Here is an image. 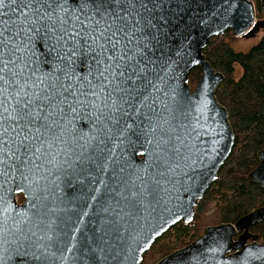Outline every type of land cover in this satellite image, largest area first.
Listing matches in <instances>:
<instances>
[{
  "label": "water",
  "instance_id": "water-1",
  "mask_svg": "<svg viewBox=\"0 0 264 264\" xmlns=\"http://www.w3.org/2000/svg\"><path fill=\"white\" fill-rule=\"evenodd\" d=\"M25 2L3 0L5 36L31 18L34 5ZM260 7L257 20L253 0H121L111 9L119 19L100 20L102 28L125 29L117 63L126 70L115 80L111 69L104 81L95 65L90 73L78 60L66 67L33 44L36 76L55 100L31 151L17 150L5 120L0 264H142L159 237L192 222L235 144L229 112L216 96L225 75L204 50L227 30L241 36L264 29V0ZM18 54L29 56L23 48ZM196 67L202 75L193 88ZM0 99L11 112L8 88ZM258 156L248 177L264 188V149ZM261 222L264 205L208 226L156 264H264V243L250 231Z\"/></svg>",
  "mask_w": 264,
  "mask_h": 264
},
{
  "label": "snow or ice",
  "instance_id": "snow-or-ice-1",
  "mask_svg": "<svg viewBox=\"0 0 264 264\" xmlns=\"http://www.w3.org/2000/svg\"><path fill=\"white\" fill-rule=\"evenodd\" d=\"M120 3L121 0H26V8L34 5L31 18L25 16L21 27L8 32L7 36L4 21L0 19V97L8 88L15 99L11 112L4 108L0 99V142H4V136L9 134L5 120L10 122L18 151H31L32 141L42 137L41 130L48 127L55 97L51 94V85L44 84L43 79L36 76L41 69L33 59V44H39L45 57L55 53V59L65 63L66 67L74 66L78 60L81 71L90 73L95 65L98 79L107 81L105 72L109 69L114 73L113 80L123 76L126 67L122 68L117 61L124 60V55L118 53L119 34L125 29L117 27L113 30L112 24L100 26V20L120 18L111 10L113 5ZM2 5L3 0H0V15ZM52 39L55 43H51ZM21 48L28 51L29 56L19 55ZM6 54L8 59H5Z\"/></svg>",
  "mask_w": 264,
  "mask_h": 264
},
{
  "label": "trees",
  "instance_id": "trees-1",
  "mask_svg": "<svg viewBox=\"0 0 264 264\" xmlns=\"http://www.w3.org/2000/svg\"><path fill=\"white\" fill-rule=\"evenodd\" d=\"M257 7L261 17L260 1ZM234 39L228 30L212 37L204 50L211 64L225 75L216 96L229 112L235 133L234 148L217 180L196 207L194 220L188 224L179 222L159 237L144 255L142 264H156L187 246L210 224L235 222L264 205V188L248 177L259 163L258 152L264 148V33L246 50L236 49ZM201 74L200 67L192 70L189 83L193 87ZM211 206L215 210L207 215ZM255 227L264 239V224Z\"/></svg>",
  "mask_w": 264,
  "mask_h": 264
},
{
  "label": "flooded vegetation",
  "instance_id": "flooded-vegetation-1",
  "mask_svg": "<svg viewBox=\"0 0 264 264\" xmlns=\"http://www.w3.org/2000/svg\"><path fill=\"white\" fill-rule=\"evenodd\" d=\"M254 1V3H255V5H256V10H257V20H259V19H261L262 17H263V15L261 16V17H259L258 16V7H257V1H260V5H261V0H253ZM261 30H262V32L264 33V29L262 28V27H258L257 29H255V30H253V31H251V32H249V33H247V34H245L244 36H249L250 38H256V39H253V40H255L254 42H252V43H250V44H253V43H255V42H257L258 40H260V38L263 36V33H262V36L261 37H258V33L259 32H261ZM228 31V30H227ZM226 31V32H227ZM231 31V30H230ZM232 32V31H231ZM234 36V35H233ZM241 36H243V35H241ZM235 37H237V36H235ZM238 38V37H237ZM235 47V46H234ZM236 49H239V50H246V49H241V48H237V47H235ZM248 48H249V46H248ZM247 48V49H248ZM202 70V69H201ZM202 75V74H201ZM200 80V79H199ZM194 88V87H193ZM264 149V148H263ZM26 199H25V196L23 195V194H19V195H17V201H18V203L19 204H22L24 201H25ZM263 206V205H262ZM215 210V207L214 206H211V209H209L207 212H209V214H212L213 213V211ZM258 224H260V223H258ZM261 224H264V222H261ZM211 225H214V224H211ZM257 224H255V225H253V226H251V228H250V231L253 233V235H256L257 236V242L258 243H264V239L261 237V234L256 230V226ZM210 226V225H209ZM208 227V226H207ZM240 234V233H239ZM238 234V235H239ZM200 237V236H199ZM198 237V238H199ZM196 240V239H195ZM252 240L250 239L249 240V243L251 242Z\"/></svg>",
  "mask_w": 264,
  "mask_h": 264
},
{
  "label": "rangeland",
  "instance_id": "rangeland-1",
  "mask_svg": "<svg viewBox=\"0 0 264 264\" xmlns=\"http://www.w3.org/2000/svg\"><path fill=\"white\" fill-rule=\"evenodd\" d=\"M262 30L261 32H259L257 35L258 37H261L262 36ZM238 37V38H237ZM235 37L234 39V42H233V46L237 47V48H241V49H247L248 46L250 47L252 44V42H254L255 40L253 39H256V38H250L249 36H237ZM193 87V86H192ZM195 87V86H194ZM206 214L207 215H210L209 212L206 211ZM211 225V224H210Z\"/></svg>",
  "mask_w": 264,
  "mask_h": 264
}]
</instances>
